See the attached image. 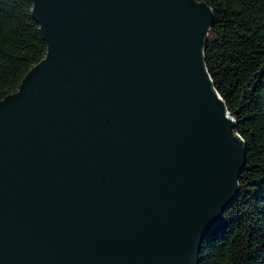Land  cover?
<instances>
[{"label":"water","instance_id":"water-1","mask_svg":"<svg viewBox=\"0 0 264 264\" xmlns=\"http://www.w3.org/2000/svg\"><path fill=\"white\" fill-rule=\"evenodd\" d=\"M46 45L0 101V264H198L245 143L197 0H29Z\"/></svg>","mask_w":264,"mask_h":264},{"label":"trees","instance_id":"trees-1","mask_svg":"<svg viewBox=\"0 0 264 264\" xmlns=\"http://www.w3.org/2000/svg\"><path fill=\"white\" fill-rule=\"evenodd\" d=\"M214 12L204 59L245 143L239 194L202 243L198 264H264V0H197ZM29 0H0V101L46 53Z\"/></svg>","mask_w":264,"mask_h":264}]
</instances>
